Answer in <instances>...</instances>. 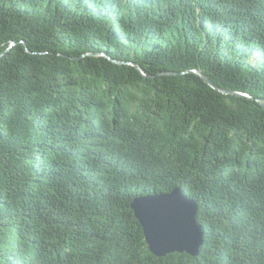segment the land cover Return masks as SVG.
<instances>
[{
    "label": "trees",
    "instance_id": "trees-1",
    "mask_svg": "<svg viewBox=\"0 0 264 264\" xmlns=\"http://www.w3.org/2000/svg\"><path fill=\"white\" fill-rule=\"evenodd\" d=\"M262 103L264 0H0V264H264ZM176 188L203 244L158 257Z\"/></svg>",
    "mask_w": 264,
    "mask_h": 264
},
{
    "label": "water",
    "instance_id": "water-1",
    "mask_svg": "<svg viewBox=\"0 0 264 264\" xmlns=\"http://www.w3.org/2000/svg\"><path fill=\"white\" fill-rule=\"evenodd\" d=\"M202 79L224 94L213 82L197 72ZM263 107L264 104L262 103ZM132 209L139 220L150 251L163 257L171 253H187L197 256L203 244L204 232L198 223V205L181 188L168 194L138 197Z\"/></svg>",
    "mask_w": 264,
    "mask_h": 264
}]
</instances>
